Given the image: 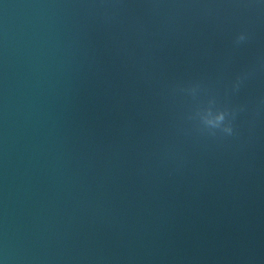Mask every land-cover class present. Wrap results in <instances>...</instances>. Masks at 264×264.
<instances>
[{"label": "water", "instance_id": "obj_1", "mask_svg": "<svg viewBox=\"0 0 264 264\" xmlns=\"http://www.w3.org/2000/svg\"><path fill=\"white\" fill-rule=\"evenodd\" d=\"M0 264H264V0H0Z\"/></svg>", "mask_w": 264, "mask_h": 264}, {"label": "clouds", "instance_id": "obj_2", "mask_svg": "<svg viewBox=\"0 0 264 264\" xmlns=\"http://www.w3.org/2000/svg\"><path fill=\"white\" fill-rule=\"evenodd\" d=\"M248 39L246 33L241 32L235 37L234 43L236 45L245 42ZM248 74L238 76L236 81L233 84V89L238 90L245 79H247ZM214 102V101H213ZM219 118L215 122H204L201 123L202 127L200 131L206 133L210 136H216L218 133L223 134L224 136H233L234 125L233 121L235 120L237 110L236 109H218Z\"/></svg>", "mask_w": 264, "mask_h": 264}]
</instances>
